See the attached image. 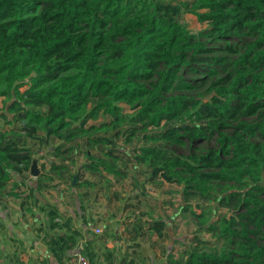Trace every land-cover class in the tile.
Returning a JSON list of instances; mask_svg holds the SVG:
<instances>
[{
	"label": "trees",
	"instance_id": "trees-1",
	"mask_svg": "<svg viewBox=\"0 0 264 264\" xmlns=\"http://www.w3.org/2000/svg\"><path fill=\"white\" fill-rule=\"evenodd\" d=\"M183 14L208 24L219 38L244 30L255 37L205 102L172 94L181 69L198 68L211 53L181 23ZM263 108L264 0H0V118L19 124L27 137L37 138L36 125H42L47 138L65 145L102 133L90 144L117 147L121 138L128 145L141 137L182 146L218 136L228 147L225 154L187 157L155 146L130 149L135 166L151 168V179L177 181L178 170L184 202L207 203L191 214L214 241L195 237L178 255L165 248L168 264H264ZM103 116L109 120L87 127ZM164 120L160 134L148 135ZM8 134L0 129V195L14 174L30 172L33 163L26 144ZM247 134L262 141L251 142ZM107 156L121 160L113 151ZM99 162L108 173L127 177L105 159ZM220 210L228 214L214 220ZM169 224L152 218L132 232L136 239H161ZM67 238L72 248L74 237Z\"/></svg>",
	"mask_w": 264,
	"mask_h": 264
},
{
	"label": "rangeland",
	"instance_id": "rangeland-1",
	"mask_svg": "<svg viewBox=\"0 0 264 264\" xmlns=\"http://www.w3.org/2000/svg\"><path fill=\"white\" fill-rule=\"evenodd\" d=\"M180 20L196 39L201 40L206 47L211 49V53L204 56L205 62L198 68L181 69L180 79L174 84L172 94L186 95L205 102L213 94V88H217L215 83L238 67L240 55L245 52L250 43L254 42L255 37L250 35L248 30H244L234 37L223 39L212 35L208 24L200 23L194 15L183 14ZM230 49L236 50V53H231ZM197 69L200 70L199 74L195 72ZM121 106L130 116L135 113V110L128 106L123 104ZM108 120L103 116L98 121H90L87 127L100 125ZM252 120L254 119H248V122H252ZM187 121L189 122L190 119ZM206 122V119L203 118L200 123L203 125ZM71 123L73 126L79 124L78 121ZM165 123L164 120L160 127L153 128L148 132V135L160 134ZM36 127L38 129L37 138H29L21 130L19 124L9 125L0 118V129L9 133V136L13 133L20 144H26L33 154V163L35 162L39 171L38 177H34L31 172L21 175L14 174L5 193L0 195V208L5 205L20 206L26 211L24 216L28 219L33 211L32 206L35 204L34 191L39 189L48 193L54 192V195L64 192L66 199L63 204L58 205L59 209L62 208L60 213L62 215L64 213V219L67 220L68 215L75 211L76 225L82 229V225H87V222L90 221L91 230L88 229L86 233L93 241L101 243L104 237L114 234L115 230L124 223L130 225L129 229L127 226L126 230L122 231L128 240L132 236H129L132 223L136 226L138 222L143 225L144 222L147 223L152 218L165 219L170 223L166 231L168 235L165 238L159 239L156 236L149 237L147 235L143 238L140 246L133 243V246H136L134 254L138 264H150V259L151 264H168L165 248H169L167 251L172 249L173 252L169 253L178 255L180 251H184L185 245L191 244L195 237L214 241L210 234L199 230L200 224L191 214V210L199 214L201 210L198 209V206L207 205V203L202 200L184 202L182 196L184 180L180 176L182 174H178L180 171H173V179L177 177V181L168 182L162 177L151 179V168L135 166L134 154L130 152V149L138 146H155L162 151L183 157L192 156L194 153H207L210 150H221L225 154L228 147L223 149L220 146L218 136L194 143L186 141L182 146L163 140L152 144L141 137H136L132 144L125 145L124 139L121 138L117 147H113L90 144V137L96 139L102 134L93 133L90 137L86 135L72 144L65 145L58 139L47 138L42 125H36ZM246 136L251 142L260 143L262 141L258 135L247 134ZM86 150L89 151L91 157H86ZM124 150L128 151L127 156L124 154ZM109 151H113L121 160L113 162L107 156ZM100 159H105L106 162L116 165L118 170L127 174V177L108 173L99 162ZM53 165H56L58 169L52 168ZM91 166H99L98 171H92ZM77 178H80L79 182L74 183ZM76 200L77 205L80 206L79 211L76 210L78 209V206L75 205ZM64 204H67L68 208ZM185 205L189 207L187 211L183 210ZM49 210L54 215L56 211L58 212L57 208L52 206H49ZM105 214L107 217L104 216ZM219 214H228V212L220 210L218 214L213 213L211 216L215 220ZM112 220H115V225L111 223ZM98 230L101 232L98 233ZM81 252L90 258L87 251L82 250ZM127 255L132 258L133 250L130 251V255ZM95 263L97 264V261Z\"/></svg>",
	"mask_w": 264,
	"mask_h": 264
},
{
	"label": "crops",
	"instance_id": "crops-1",
	"mask_svg": "<svg viewBox=\"0 0 264 264\" xmlns=\"http://www.w3.org/2000/svg\"><path fill=\"white\" fill-rule=\"evenodd\" d=\"M33 194L35 204L28 219L24 216L26 211L20 206L5 205L0 208V264H68L70 255L82 250L90 255L91 264H96L95 261L97 264H138L134 254L135 247L141 245L143 238L134 237L133 223L129 231V236H132L128 240L122 231L126 230L127 226L129 229L130 225L124 223L114 234L104 237L102 243L95 242L86 233L88 229L91 230L90 221L80 229L75 223V211L68 215L67 220L64 219V213H60L62 208L59 209L58 205L63 204L66 199L64 192L54 195V192L48 193L38 189ZM64 205L68 208L67 204ZM75 205L78 206L77 200ZM49 206L58 210L54 217V213L48 211ZM79 209L80 206L76 210ZM111 223L116 224L115 220ZM80 234L83 237H80ZM69 235H73L75 240L72 248V242L67 241ZM60 237L62 240H59ZM133 243L136 244L135 247ZM131 250L133 257L129 258L127 254L130 255Z\"/></svg>",
	"mask_w": 264,
	"mask_h": 264
},
{
	"label": "built area",
	"instance_id": "built-area-1",
	"mask_svg": "<svg viewBox=\"0 0 264 264\" xmlns=\"http://www.w3.org/2000/svg\"><path fill=\"white\" fill-rule=\"evenodd\" d=\"M97 232L100 233L99 230ZM68 264H91V261L82 252L77 251L70 255Z\"/></svg>",
	"mask_w": 264,
	"mask_h": 264
},
{
	"label": "water",
	"instance_id": "water-1",
	"mask_svg": "<svg viewBox=\"0 0 264 264\" xmlns=\"http://www.w3.org/2000/svg\"><path fill=\"white\" fill-rule=\"evenodd\" d=\"M30 172L32 173V175H33L34 177H38V175H39V171H38V169H37V165L35 164V162L32 163V166H31ZM75 182H76V179L74 180V183H75Z\"/></svg>",
	"mask_w": 264,
	"mask_h": 264
}]
</instances>
